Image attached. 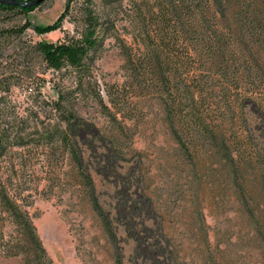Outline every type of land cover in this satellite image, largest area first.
Instances as JSON below:
<instances>
[{"label":"rangeland","instance_id":"374dc122","mask_svg":"<svg viewBox=\"0 0 264 264\" xmlns=\"http://www.w3.org/2000/svg\"><path fill=\"white\" fill-rule=\"evenodd\" d=\"M204 5L210 7L207 14L202 13ZM61 16L57 30L36 32L37 26L52 25ZM194 16L208 30V23L214 24V0H46L28 13L0 10V80H7L0 89V127H13L19 135L0 155V264H23L19 257L6 255V247L16 242L21 231L5 211L2 196L28 215L54 264H117L120 252L128 264L134 245L123 224L112 222L114 241L92 198L95 195L105 217L110 214L114 219L118 207L114 197L123 193L121 179L135 175L137 184L139 160L144 163L145 182L156 191L155 201L164 205V225L183 251L182 264H264V111L247 108L237 127L253 133L260 159L246 164L238 160L228 126L225 138L238 170L216 150L214 154L192 150L198 159L187 188L185 175L180 183L174 170L178 147L162 105L150 94L148 84L134 77L132 68L142 59L147 36L156 38L165 29L162 20H175L194 48L190 43L196 31L189 21ZM89 24L100 33L101 46L91 54L86 75L49 68L38 45L80 41ZM58 92L66 97L61 104L86 123L72 140L84 156L82 167L58 138L44 139L48 131L66 126L57 107ZM102 103L110 108V115ZM115 116L119 122L126 118L124 132ZM93 144L100 149L97 155L89 151ZM121 144L123 155L110 149ZM105 147L119 156L113 158L116 166L108 178L102 176L108 165L102 159ZM176 184L186 185L180 190ZM127 187L132 197L136 190L131 184ZM149 222L154 224L153 219ZM203 234L208 235L209 245L204 246Z\"/></svg>","mask_w":264,"mask_h":264},{"label":"trees","instance_id":"16d2710c","mask_svg":"<svg viewBox=\"0 0 264 264\" xmlns=\"http://www.w3.org/2000/svg\"><path fill=\"white\" fill-rule=\"evenodd\" d=\"M71 1L69 0V3ZM34 8L36 7L21 8L0 4V10L19 9L24 13ZM202 8H204L202 13H209L210 7L204 5ZM63 19L64 16H61L56 23L37 26L35 30L40 35L55 31L60 27ZM189 19L191 27L196 31L195 37L191 38L195 40L190 44H195L202 50L195 46L191 48L187 43L190 41V38L186 37L187 32L181 28L177 29L175 20L170 19L169 22L162 20L165 29H162L156 38L147 36L142 59L132 68L135 79L141 84L147 83L148 89L151 90L150 94L157 97L162 105L165 123L178 147L175 155L177 166L174 170L178 174L180 183L182 176L185 175L187 188L190 185L191 173H194V161L198 159L193 158L192 150L197 153L209 151L213 154L216 150L223 154V158L232 169H236L233 164V150L225 138L228 134V126L232 127L229 130L232 137L230 142L238 160L246 164L248 160L260 159L257 156L259 152L255 151L257 147L253 146V133L238 128L241 122L240 116L246 114L247 108L257 106L264 111V0H214V24L209 22L208 30L204 28L201 19L200 23L196 22L195 16ZM88 26L80 41L71 43L43 41L38 45L37 49L49 68L56 72L71 70L79 74L89 71L90 56L100 49L101 37L93 24ZM166 27H170V30ZM171 28L175 30L171 31ZM198 29H201L200 33ZM175 44H180L183 48L179 47L180 50H177ZM6 85V79L0 80V89ZM58 95L60 102L57 103V107L63 115L62 120L66 126L64 130L62 127L57 132L48 131L44 139L54 141L58 138L62 144L64 143L63 145H67L76 163L82 167L84 156L77 149V143L75 142L74 145L72 140H77L79 132L85 128L86 123L75 112L61 104L66 98L64 94L58 92ZM103 107L110 115V108L104 104ZM125 119L124 117V120L119 122L116 116L113 117L115 122L122 125L123 132L128 127ZM243 119L247 122L246 117ZM15 134L13 127L10 129L0 127V155L10 147L12 141L19 139V135L15 136ZM114 141L117 142L118 138L115 137ZM94 144L89 151L92 155H97L100 149ZM117 145L110 149H115L117 152L121 150L123 155L124 145L121 144L122 148ZM108 148L105 147L101 151L104 157L102 159H106L105 163L108 164L102 171V176L105 178L115 170L113 158L118 156ZM249 148L252 150L251 153ZM186 158L190 163L186 162ZM139 163L138 175L136 174L137 184L133 180L135 175H130L127 180L121 179L123 193H116L114 197L118 205L114 219L110 214L108 217L103 215V209L95 195L92 198L94 206L102 214L105 227L114 241L117 239V234L112 222L115 220L116 223L123 224L126 236L134 245L128 264H182L183 251L174 244L164 225V205L162 208V205L155 201L156 191L152 190L147 181L145 182L144 163L140 160ZM189 168L190 174H187L186 169ZM195 182L197 181L192 183L194 186ZM129 184L136 190L132 197L131 188L127 187ZM184 186L176 184L180 190ZM178 195L181 197L180 192ZM1 200L5 211L21 231L16 242L6 247L7 257H19L23 264H54L28 215L15 208L4 196ZM151 219L154 220V224L149 222ZM203 236L204 246L209 245L208 235L203 234ZM201 253L204 255V250ZM116 262L125 264L121 252L116 254Z\"/></svg>","mask_w":264,"mask_h":264},{"label":"water","instance_id":"95a60500","mask_svg":"<svg viewBox=\"0 0 264 264\" xmlns=\"http://www.w3.org/2000/svg\"><path fill=\"white\" fill-rule=\"evenodd\" d=\"M46 0H33L28 2H20L17 0H0V4L16 6L21 8L37 7L43 4Z\"/></svg>","mask_w":264,"mask_h":264}]
</instances>
